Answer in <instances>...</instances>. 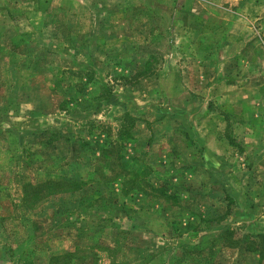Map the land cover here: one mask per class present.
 <instances>
[{
  "label": "rangeland",
  "instance_id": "rangeland-1",
  "mask_svg": "<svg viewBox=\"0 0 264 264\" xmlns=\"http://www.w3.org/2000/svg\"><path fill=\"white\" fill-rule=\"evenodd\" d=\"M248 235L264 0H0V264H264Z\"/></svg>",
  "mask_w": 264,
  "mask_h": 264
},
{
  "label": "trees",
  "instance_id": "trees-1",
  "mask_svg": "<svg viewBox=\"0 0 264 264\" xmlns=\"http://www.w3.org/2000/svg\"><path fill=\"white\" fill-rule=\"evenodd\" d=\"M234 232H227L226 236H224L225 240L231 238L232 236H234ZM235 243H237L239 245L240 248L245 249L248 252H258L260 251V253L264 256V236L263 235H248L247 237H245V239H243V241L241 239H238V241H236ZM243 243V246H240Z\"/></svg>",
  "mask_w": 264,
  "mask_h": 264
}]
</instances>
